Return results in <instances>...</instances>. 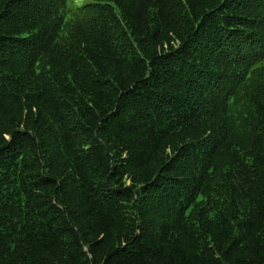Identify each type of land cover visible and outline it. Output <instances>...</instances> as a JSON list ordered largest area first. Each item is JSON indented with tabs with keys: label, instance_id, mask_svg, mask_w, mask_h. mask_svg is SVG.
<instances>
[{
	"label": "trees",
	"instance_id": "obj_1",
	"mask_svg": "<svg viewBox=\"0 0 264 264\" xmlns=\"http://www.w3.org/2000/svg\"><path fill=\"white\" fill-rule=\"evenodd\" d=\"M0 264H264V0H0Z\"/></svg>",
	"mask_w": 264,
	"mask_h": 264
}]
</instances>
